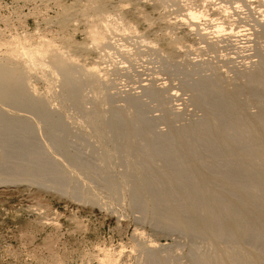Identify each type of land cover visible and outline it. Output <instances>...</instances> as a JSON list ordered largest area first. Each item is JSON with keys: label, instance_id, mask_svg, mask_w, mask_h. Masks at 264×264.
Listing matches in <instances>:
<instances>
[{"label": "rangeland", "instance_id": "obj_1", "mask_svg": "<svg viewBox=\"0 0 264 264\" xmlns=\"http://www.w3.org/2000/svg\"><path fill=\"white\" fill-rule=\"evenodd\" d=\"M240 4H243V8L237 10L238 6L232 0H0V59L5 57L7 49L12 48L13 39H20L25 44L28 42L26 45L32 48L52 41L53 48L57 47L67 55L70 53L79 66L89 68L99 65L105 74L104 81H110L108 87L105 84V89L101 92L94 91L88 84L84 85L82 95L87 99V111L91 106V111L94 110L101 101L98 109L108 116L113 115L112 107L117 111L123 109L127 113L137 114L138 110L129 106V102L139 96L142 99H138L140 104L145 103V107L141 106L144 116L154 121L155 132L164 131L167 134L171 127L183 128L186 124L200 121L204 116V110L194 104L195 94L189 88V83L196 85L200 79L214 78L216 74L230 80L228 90L233 91L238 84L241 86L246 82L245 78H240L243 77V71L246 74L247 69L253 70L252 66L257 61L256 47L258 44V47H264V40L258 34L253 37L251 35L256 34V21L264 18L261 17L264 16V1L245 0ZM94 5L96 9L93 8ZM228 5L232 10L230 8L231 11L226 14L223 7ZM191 11H201L207 18H201L195 27L198 31H192L189 26L192 23L188 15ZM105 18H108L107 24L113 25L109 31L111 38L106 33L111 42L106 41L110 45L107 52L103 46L97 50L98 46H95L96 43L92 42L89 34L97 24L102 29V20L106 22ZM217 24L224 25L223 28L227 31L224 35L223 32L220 33V38L216 29H213ZM128 26L131 30V26H134L136 32H129V29L125 31ZM201 28L206 30L202 31ZM232 29L237 35L230 34ZM201 31H205L206 35H198ZM249 37L253 39L250 41ZM213 42L215 45L211 44ZM254 45L255 50L252 48ZM195 65L200 67V71H197ZM46 72L41 74L38 71V76L34 74L30 83L36 88L38 95L48 99L51 105L54 102L52 106L58 109L59 104L62 106L59 99V102L55 99L62 91L58 84L60 75L52 74L47 68ZM237 72H242L241 76ZM35 76L38 78L35 79ZM146 86L164 90L168 103L166 109L172 112L164 110L167 114L165 116L163 109L160 110V101L151 99V95L146 96ZM245 97L244 95L243 100ZM64 106V112H61L68 124L69 134H61L63 141L71 153L77 154L82 162L84 160L91 167L79 172L76 168H71L62 154L49 150L51 157L54 156L55 159L56 155V161H61L60 165L64 164L65 167V161L69 165L66 168L71 172L65 168L73 180H69V188L66 186L57 189L29 180L11 182L8 176H0V264H104L105 261L102 260H105V254H109L118 264H142L143 255L136 249L140 241L158 245L157 248L164 253L161 254L171 256L170 259L173 257L174 262L173 259L170 260L172 264H191L189 260L193 252L199 250L204 253L209 249L206 241H199L176 231L163 233L164 229L162 231V228H156L155 222L142 208L136 207L131 198V184L127 188L124 179L128 168L126 156L116 148L117 142L111 138L112 134H108V139L94 136V129L87 125L85 114L73 103ZM248 107L252 108L249 109L250 112H258L253 106ZM28 115L30 114H20L34 126H38L37 132L31 136L32 141L50 144V141L43 139L47 134L43 131V125L38 124L40 120ZM167 116L168 119L172 117V120H168ZM163 117L166 118L162 119ZM170 123L176 125L170 126ZM106 150L110 155L108 164L101 160V155L106 154ZM98 169L100 172L111 173L110 178L120 185V194L117 192L112 195L108 192L106 186L102 185V177L95 174Z\"/></svg>", "mask_w": 264, "mask_h": 264}, {"label": "bare ground", "instance_id": "obj_2", "mask_svg": "<svg viewBox=\"0 0 264 264\" xmlns=\"http://www.w3.org/2000/svg\"><path fill=\"white\" fill-rule=\"evenodd\" d=\"M241 1L245 0H232L238 6L237 10L243 8L241 6L243 4H240ZM229 5L223 7L226 14L232 10ZM99 8L101 7L99 6ZM230 8L231 10H229ZM188 15L192 21L189 25L192 31H198L195 27L201 18H206V16L201 11H191ZM107 19H104L106 22L102 20L104 24L102 29L97 24L89 32L92 42L98 46L97 50L103 46L106 48V52L110 47L108 43L111 44L108 41L109 31L113 28L110 23L108 26ZM258 20L254 24L256 34L253 33L251 36L258 34L264 40V18ZM129 27L127 29L124 27L125 31ZM131 27L133 29H129V32H136L134 26ZM223 27L224 25L217 24L216 28H213L216 29L215 32L219 38L222 35L220 33L223 32V35L224 32L227 33ZM116 29L117 27L113 30ZM201 30L206 29L201 28ZM231 31L230 34H236L233 29ZM201 32H198V35H202V37L206 35L205 31ZM106 33L109 34V37ZM236 35L233 37L235 38ZM226 36L228 37V35ZM252 39L249 37L250 41ZM238 40L241 43L240 39ZM249 40L246 41L248 44ZM228 41L230 40L228 39ZM26 44L20 39H13L12 48L7 49L4 53L6 58L0 59V176H8V180L11 182L29 180L30 182L43 183V186L45 184L62 189L66 186L69 188V182L73 181L70 179L72 176H68L70 170L66 168L67 162L71 164V168H76L79 172L89 170L91 165L85 163L84 160L82 162L81 158L76 156L77 154L71 153L61 136V134H69L68 124L62 117L64 105L73 103L77 109L83 112V115L85 114L87 125L94 129V136L104 138L108 134L110 136L112 134L111 138L117 142L116 148L126 156L128 168L124 179L126 186L131 184V198L135 206L142 208L147 216L155 222L156 228H162V231L164 229L166 232L163 231V233L176 231L193 239L206 241L209 249H206L207 251L205 250L204 253L194 249L197 251L190 255L191 264H264L263 46H261L263 48L258 47L260 45L258 44L256 50L254 49L255 45L252 47L256 51L257 56L255 57H257L256 62L258 63L252 61V63L254 62L253 70L252 68L249 71L245 70L246 74L243 71V77L240 78H245L246 82L242 81L245 82L244 85L238 84L239 86L234 87L233 91L228 90L230 80L227 81L218 74V76L214 74V78H202L198 83L195 81L196 85L189 83V88L195 94L193 98L195 106L204 110L203 118L196 123L186 124L183 128L171 127L167 134L164 131L163 134L155 132L154 121L144 116L145 112L143 113L144 109L141 106L145 107L143 105L145 103L140 104L142 99L140 100L139 96L140 101L135 99L130 101L131 103L129 102V106L138 110V112L134 110L137 114L127 113V111H122L123 109L117 111L112 107L113 115L111 114L112 116L109 115V117L106 112L99 111L101 110L98 109L101 101L98 102L99 105L94 103L96 105L94 110L91 111L92 106L88 108L90 111L86 110L87 99L82 95L84 85L88 84L94 91L101 92L102 89H105V84L108 87V82H110H105V74L99 65L89 68L83 65L79 66L73 58L74 56L69 55L70 53L67 55L57 47L53 48L52 41L43 42L42 45L35 48ZM211 44L213 45L214 42ZM252 48L250 47V49ZM199 66L201 65L199 64ZM199 66H196L197 71H200L198 70ZM46 68L52 74L60 75L58 84L61 85L62 91L55 99L57 102H61L62 106L58 103L61 109L53 107L54 102H52V106L49 100L42 98L39 93L40 97L36 88L30 83L34 74L38 71L46 72ZM41 74L39 75L41 76ZM240 74L238 73V76H241ZM37 78L35 76V79ZM152 87H143L146 96L148 94L152 96V98L148 96L151 99L159 100L160 110L163 109L162 112L164 110L167 112L168 103L163 94L164 90ZM244 95L246 97L243 100ZM172 98L174 97L172 96ZM248 106H253L258 112H250L249 109L252 108ZM9 112L18 116L11 115ZM169 112L172 111L169 110ZM23 113L30 114L40 120L38 124L43 125L45 128L43 131L47 134L43 136V139L50 141V144L43 141L38 143L32 141L31 136L37 132L38 126H34L32 122L21 117L20 114ZM145 115L147 116V114ZM164 118L166 117L162 119ZM38 124L36 123V125ZM173 125L172 123L170 126ZM49 150L55 154H62L67 159V162H64L66 163L65 167H63L64 164H59L61 161H56V155L55 159L54 156H50ZM105 153L101 155L103 156L101 160L108 164L110 155L107 150ZM100 168L103 170V167ZM104 168L108 170L107 167ZM108 171L100 172L98 169L95 174H98L99 178L102 177V185L106 186L108 192L116 195L115 193H119L121 188L115 179L110 178L111 173ZM71 191L73 192V190ZM157 246L149 241L139 242L136 249L143 255L144 262L142 264H172L174 262L173 257L170 259L171 256L163 255V251L159 250ZM103 259H105L102 260V262L105 261L104 264H118L115 259L109 257V254L107 256L105 254Z\"/></svg>", "mask_w": 264, "mask_h": 264}]
</instances>
